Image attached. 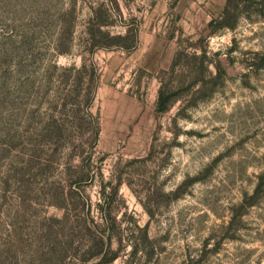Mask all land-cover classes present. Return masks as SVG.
<instances>
[{"label": "rangeland", "instance_id": "1", "mask_svg": "<svg viewBox=\"0 0 264 264\" xmlns=\"http://www.w3.org/2000/svg\"><path fill=\"white\" fill-rule=\"evenodd\" d=\"M0 264H264V0H0Z\"/></svg>", "mask_w": 264, "mask_h": 264}, {"label": "trees", "instance_id": "2", "mask_svg": "<svg viewBox=\"0 0 264 264\" xmlns=\"http://www.w3.org/2000/svg\"><path fill=\"white\" fill-rule=\"evenodd\" d=\"M157 105L160 108L164 107V101L161 100V96L160 95L158 96Z\"/></svg>", "mask_w": 264, "mask_h": 264}]
</instances>
